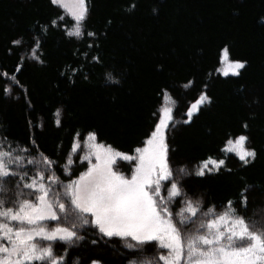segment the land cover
<instances>
[{
  "label": "trees",
  "instance_id": "trees-1",
  "mask_svg": "<svg viewBox=\"0 0 264 264\" xmlns=\"http://www.w3.org/2000/svg\"><path fill=\"white\" fill-rule=\"evenodd\" d=\"M87 2V29L98 33L99 47L86 48L93 38L66 37L63 25L50 28L42 48L45 63L27 60L16 74L17 85L10 76L26 50L11 45V40L28 39L62 11L50 0H0V73H9L0 75V134H10L8 138L22 146L34 138L61 164L78 131L95 130L100 141L131 154L151 131L158 118L153 113L163 103L161 89L167 88L178 101L174 110L178 123L169 132L174 166L191 168L209 155L227 159L226 169L218 174L188 177L187 189L203 193L206 206H222L229 199H240L241 189L251 185L247 211L241 214L264 222V0ZM132 4L136 7L128 11ZM225 44L235 58L247 62L238 77L213 71L218 50ZM93 55H99L101 62L91 61ZM108 72L118 82L106 79ZM189 79L195 80L194 85L182 88ZM205 83L213 102L192 123H182L187 105ZM57 109H62L59 126ZM240 133L248 135L249 147L257 152L248 165L220 151L227 136ZM73 159L78 175L87 164L79 166L78 156ZM122 169L130 173V166L123 164ZM57 175L67 179L61 169ZM80 234L85 239L69 249L67 264H88L89 258L128 264L133 258L118 237H104L92 228ZM65 247L57 242L56 254H64Z\"/></svg>",
  "mask_w": 264,
  "mask_h": 264
},
{
  "label": "snow or ice",
  "instance_id": "snow-or-ice-1",
  "mask_svg": "<svg viewBox=\"0 0 264 264\" xmlns=\"http://www.w3.org/2000/svg\"><path fill=\"white\" fill-rule=\"evenodd\" d=\"M50 3L62 8L72 23L69 25L65 15H59L39 26L28 39L19 36L11 40V45L26 50L10 76L17 85L16 74L27 60L45 63L42 48L50 28L63 25L66 37L93 38L86 48L99 47L95 44L98 33L87 29V0ZM135 7L132 4L127 10ZM91 61L100 63L101 58L93 55ZM246 64L235 58L225 44L218 50L213 71L238 77ZM0 75L8 77L9 73ZM106 79L118 82L111 72L106 73ZM194 83L189 79L181 87L189 89ZM208 87L205 83L194 102L187 105L182 123H192L213 102ZM161 95L163 103L153 113L158 118L142 146L131 154L100 141L95 130L78 131L61 164L60 158L53 159L42 151L34 138L22 146L10 140V134H0V264H67L69 249L85 239L80 233L89 228L104 237L123 240L133 257L128 264H264V222L255 218L250 221L241 214L247 211V193L252 186L246 185L240 199H229L222 206H206L203 193L189 191L188 177L218 174L226 169L227 159L209 155L191 168L186 164L174 166L169 132L178 123L174 117L178 101L167 88L161 89ZM61 115L62 109H57V126ZM242 127L247 130L249 125L244 123ZM248 141L245 133L229 135L220 151L232 153L248 165L257 155L255 148L247 146ZM74 156H78L79 166L87 164L78 175L73 172ZM120 162L132 165L130 175L118 170ZM57 169L63 171L66 180L60 179ZM50 222L55 226L50 227ZM57 242L68 246L64 254H56ZM149 249L155 254L149 255ZM88 264L107 262L89 258Z\"/></svg>",
  "mask_w": 264,
  "mask_h": 264
},
{
  "label": "rangeland",
  "instance_id": "rangeland-1",
  "mask_svg": "<svg viewBox=\"0 0 264 264\" xmlns=\"http://www.w3.org/2000/svg\"><path fill=\"white\" fill-rule=\"evenodd\" d=\"M60 8V7H59ZM61 9V11H62V15H65V19H68L69 21H70V23H72V19H71V17L70 16H67L65 13H64V10L62 9V8H60ZM248 147H249V143H248V145H247ZM123 164H126V165H128V166H130V171H131V164L129 163V162H120V164H119V171H122V172H124L125 173V175H130V173H128V172H126L125 170H123L122 169V166H123ZM217 211H220V210H217ZM263 219H264V216H263ZM53 224V225H52ZM49 226L50 227H52V226H55V222H50L49 223ZM93 229V228H92ZM95 230V229H94ZM96 231V230H95ZM99 234V233H98Z\"/></svg>",
  "mask_w": 264,
  "mask_h": 264
}]
</instances>
